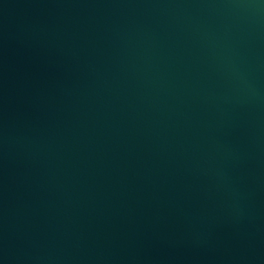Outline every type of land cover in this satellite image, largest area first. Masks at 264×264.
Segmentation results:
<instances>
[{
  "label": "water",
  "instance_id": "water-1",
  "mask_svg": "<svg viewBox=\"0 0 264 264\" xmlns=\"http://www.w3.org/2000/svg\"><path fill=\"white\" fill-rule=\"evenodd\" d=\"M0 264H264V0H0Z\"/></svg>",
  "mask_w": 264,
  "mask_h": 264
}]
</instances>
